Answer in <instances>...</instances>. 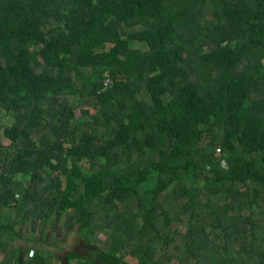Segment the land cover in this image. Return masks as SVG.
<instances>
[{
  "label": "trees",
  "instance_id": "trees-1",
  "mask_svg": "<svg viewBox=\"0 0 264 264\" xmlns=\"http://www.w3.org/2000/svg\"><path fill=\"white\" fill-rule=\"evenodd\" d=\"M0 133L3 231L69 214L80 264H264V0H0Z\"/></svg>",
  "mask_w": 264,
  "mask_h": 264
},
{
  "label": "crops",
  "instance_id": "crops-1",
  "mask_svg": "<svg viewBox=\"0 0 264 264\" xmlns=\"http://www.w3.org/2000/svg\"><path fill=\"white\" fill-rule=\"evenodd\" d=\"M16 212L13 209L9 211L12 214L10 220L12 230L7 232L0 228V264H80L79 260L83 257V249L84 247L89 248V246L84 245L77 237L72 243L71 249L68 246V249H65V244L68 245L66 237L61 240H57L60 235L56 237L47 235L45 238H39L35 235L36 223L32 220L33 223L30 224L32 228L29 225L26 226L17 218ZM59 222L54 220L48 223L43 222L46 225L45 231L48 228L52 229L53 226H58ZM22 227L29 231L31 237L29 234H22L24 232L21 230ZM16 229L21 234H17ZM52 233L54 232L52 231ZM36 245H39L40 248Z\"/></svg>",
  "mask_w": 264,
  "mask_h": 264
},
{
  "label": "rangeland",
  "instance_id": "rangeland-1",
  "mask_svg": "<svg viewBox=\"0 0 264 264\" xmlns=\"http://www.w3.org/2000/svg\"><path fill=\"white\" fill-rule=\"evenodd\" d=\"M0 139L1 141L4 143V144H8V140L3 137V135L0 133ZM9 211V209H4V212H7ZM20 221H22L26 226L29 225L30 228H32V226H30L31 223H33V221L36 223V226H35V235L39 238H45L48 236H51V235H54L55 237L60 235L59 236V239L57 240H61L63 237H66L67 238V243L68 245L65 244V249H68L67 246L71 249L72 247V243H74V240L75 238L77 237L76 236V233L74 231H71L70 230V227H71V221H72V218L69 214H65V215H61L59 216L57 219L56 218L54 219V221H60L59 222V225L58 226H53L52 229L51 228H48L47 231L46 228H45V224H43V222H40L39 220L37 219H34V218H30V216L27 214V213H23L21 214L20 216ZM33 220V221H32ZM48 223V222H47ZM56 225V224H54ZM75 227V225H74ZM17 230V229H16ZM21 230H24V232L22 233L23 235H28L29 234V237H31V234L29 233V231L25 230L24 227H22ZM52 231L55 233H52ZM17 234H21V232H19L18 230L15 231ZM80 236V235H79ZM81 237V236H80ZM101 237H103L101 235ZM183 239H179L178 240V243H183ZM71 242V244H70ZM70 244V245H69ZM36 247H39V245H36ZM75 247V246H74ZM129 261H131V258L129 256L126 257Z\"/></svg>",
  "mask_w": 264,
  "mask_h": 264
}]
</instances>
